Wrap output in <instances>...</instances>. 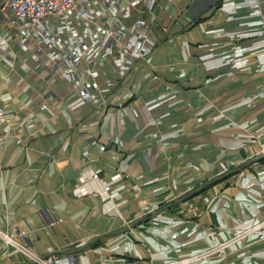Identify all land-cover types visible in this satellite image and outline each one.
<instances>
[{"label":"crops","instance_id":"obj_1","mask_svg":"<svg viewBox=\"0 0 264 264\" xmlns=\"http://www.w3.org/2000/svg\"><path fill=\"white\" fill-rule=\"evenodd\" d=\"M77 1L23 28L0 3V264L161 263L263 219L264 0Z\"/></svg>","mask_w":264,"mask_h":264},{"label":"built area","instance_id":"obj_2","mask_svg":"<svg viewBox=\"0 0 264 264\" xmlns=\"http://www.w3.org/2000/svg\"><path fill=\"white\" fill-rule=\"evenodd\" d=\"M1 2L4 3L3 5L9 10L14 20L21 24L22 28L37 23L48 16L65 17L71 14H77L83 17L85 15V12L79 8L77 0H0ZM232 47L239 49L241 46L237 42L232 43ZM1 119L2 114L0 112V121ZM96 176L97 173H93V177ZM253 237L264 238V218L246 223L226 239L208 248L196 251L185 257L171 258L161 263L152 262L150 264H191L192 262L208 260L225 253L227 249H231L233 246ZM21 250L33 264H74L67 257H59L56 255L41 257L27 247H21Z\"/></svg>","mask_w":264,"mask_h":264},{"label":"water","instance_id":"obj_3","mask_svg":"<svg viewBox=\"0 0 264 264\" xmlns=\"http://www.w3.org/2000/svg\"><path fill=\"white\" fill-rule=\"evenodd\" d=\"M214 180H216V179H214ZM214 180H213V181H214ZM210 182H212V181H209L208 183H206L205 185L201 186L200 188L195 189L194 191H192L190 194H188L187 196L183 197V198L180 199L179 201H183V200H187V199L191 198L192 196H194L195 194H197L199 190H201V189L204 188L206 185H208ZM137 223H138V222H137ZM137 223H136V224H137ZM111 234H113V233H112V232L104 233V234H102V235H99V236L95 237L91 242H95V241L99 240L100 238H102V237H104V236H109V235H111ZM84 248H85V247L82 246V247H80V248H78V249L72 251L71 254H73L74 256H76L77 253H79V252H80L81 250H83ZM22 264H33V262H32V261H26V262H24V263H22Z\"/></svg>","mask_w":264,"mask_h":264},{"label":"trees","instance_id":"obj_4","mask_svg":"<svg viewBox=\"0 0 264 264\" xmlns=\"http://www.w3.org/2000/svg\"><path fill=\"white\" fill-rule=\"evenodd\" d=\"M213 184H215V182H211L208 186H211V185H213ZM206 188H207V187H206ZM206 188L202 189L199 193H203V192L206 190ZM179 207H180L179 204H177V205H175L174 207H172V209L177 210ZM150 217H151L150 215H147V216L145 217V221L149 220ZM99 244H100V241H98V242H94V243H91L90 246H91V247H94V246H98Z\"/></svg>","mask_w":264,"mask_h":264}]
</instances>
